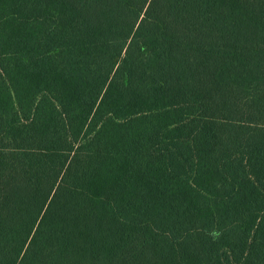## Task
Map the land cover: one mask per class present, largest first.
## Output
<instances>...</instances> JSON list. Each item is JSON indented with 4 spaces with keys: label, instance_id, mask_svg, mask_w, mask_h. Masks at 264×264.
Segmentation results:
<instances>
[{
    "label": "trees",
    "instance_id": "trees-1",
    "mask_svg": "<svg viewBox=\"0 0 264 264\" xmlns=\"http://www.w3.org/2000/svg\"><path fill=\"white\" fill-rule=\"evenodd\" d=\"M0 264H264V0H0Z\"/></svg>",
    "mask_w": 264,
    "mask_h": 264
}]
</instances>
